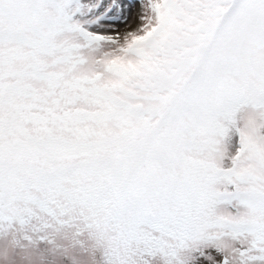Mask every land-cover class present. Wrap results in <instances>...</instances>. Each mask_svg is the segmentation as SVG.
<instances>
[{"label":"snow or ice","instance_id":"1","mask_svg":"<svg viewBox=\"0 0 264 264\" xmlns=\"http://www.w3.org/2000/svg\"><path fill=\"white\" fill-rule=\"evenodd\" d=\"M0 0V264H264V0Z\"/></svg>","mask_w":264,"mask_h":264},{"label":"rangeland","instance_id":"2","mask_svg":"<svg viewBox=\"0 0 264 264\" xmlns=\"http://www.w3.org/2000/svg\"><path fill=\"white\" fill-rule=\"evenodd\" d=\"M121 3L129 5L126 9V14L130 16V18H135V14L138 11V4L136 0H120Z\"/></svg>","mask_w":264,"mask_h":264}]
</instances>
